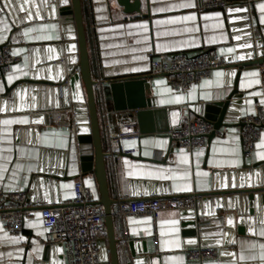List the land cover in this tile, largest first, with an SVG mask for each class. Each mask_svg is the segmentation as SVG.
Masks as SVG:
<instances>
[{
    "label": "crops",
    "instance_id": "crops-1",
    "mask_svg": "<svg viewBox=\"0 0 264 264\" xmlns=\"http://www.w3.org/2000/svg\"><path fill=\"white\" fill-rule=\"evenodd\" d=\"M2 1L0 45L9 40L13 25L18 24L19 33L14 37L17 41L11 44L13 53L20 59L0 79V94L5 86L20 79L68 78L75 62V30L70 21L58 14V9L69 0ZM201 1L140 0V13H126L118 0H81L103 147L104 151L118 153V157L109 155L105 159L110 197L117 201L112 211L119 202L142 197V182H146L152 183L153 190L155 184L160 190L154 197L197 194L201 198L196 210L205 214L203 219L210 214H226V219L233 222L230 233H222L216 247L218 257L198 262L189 260L185 254L197 239L184 236L182 211L161 210L155 219L114 216L116 238L122 228L129 235L127 244L119 245L121 264L131 255L129 242L135 257L145 258V264H264L261 259L264 192L203 197L212 191L264 185L263 166L243 167L244 163L264 161L258 155L264 154V129L252 155L245 158L239 125L242 116L254 115L259 109L264 115L257 65L216 68L207 78L191 84L187 91L172 90L168 75L152 71L153 60L167 61L170 55L180 52L194 55L213 50L227 63L238 61L236 43L244 37L240 29L233 28L236 14L224 9L201 10ZM189 4L194 6H183ZM262 5L264 0H253L249 11L252 24L264 28ZM190 16L195 19H185ZM134 76L149 77L148 98L155 101L156 108H179V112L164 115L166 123L174 120L177 113L181 121L186 117L201 118L206 104L224 100L234 90L236 77V87L243 98L236 99L237 103L225 116L223 122L228 126L220 127L206 138L202 149L188 152L173 146L167 132L141 133L136 140H124L109 147L107 135L122 122L133 120L140 130L133 112L116 110L108 84L112 79ZM21 92L19 99H0V189L25 191L35 211L24 222L19 236H11L0 220V264H67L62 247L60 251L50 244L37 208L71 199L76 180L90 188L93 201L99 198L94 174L81 172L75 134L69 130L73 116L64 112L65 117L56 119L57 112L71 105L74 99L84 98L83 85L71 79L60 88L25 85ZM14 106L20 109L15 111ZM4 120L27 122L5 125ZM120 148L131 153H121ZM186 186L192 190H177ZM169 221L176 223H166ZM108 258L105 250L104 264Z\"/></svg>",
    "mask_w": 264,
    "mask_h": 264
},
{
    "label": "built area",
    "instance_id": "built-area-1",
    "mask_svg": "<svg viewBox=\"0 0 264 264\" xmlns=\"http://www.w3.org/2000/svg\"><path fill=\"white\" fill-rule=\"evenodd\" d=\"M252 3L253 0H202L199 9H224L229 12L238 7H246L247 21L253 25L249 11ZM235 10L234 13L233 11L230 13L240 16V13ZM19 59L18 55H13V45L10 42L0 45V79L4 78L11 66ZM227 65L226 59L213 50L194 55L180 52L170 55L167 61L153 60L151 62L152 71L168 75L169 86L175 91H187L191 84L207 78L212 70L224 68ZM257 69L264 96V60L257 65ZM62 112L72 115L71 108H65L57 112V120L61 119ZM239 121L242 124L240 135L243 154L247 158L252 155L255 143L264 129V115L259 109L256 114L242 116ZM69 130L72 134H76L74 123L70 124ZM212 131L213 126L209 121L186 117L179 127L167 134L172 141L171 145L192 152L194 149L205 147L206 138ZM140 136L141 133L132 120L122 122L115 131L109 132L107 141L110 147L119 145L124 140H136ZM120 152L131 153V150L122 151L120 148ZM105 153L107 156L118 157V153L111 150H106ZM200 198L197 194L136 197L119 202L113 215L120 219L127 215L149 216L155 219L157 214L165 209L195 211ZM93 202L90 188L81 180H76L73 183L71 199L37 208L50 244L61 245L67 264H104L101 259L106 234L104 212L100 205ZM34 211V207L28 203L25 191L0 189V220L11 236L20 235L24 222L32 218ZM117 239L119 245L127 244L129 235L124 228ZM196 239L194 246L185 250L189 260L203 262L218 257L216 245L203 244L198 236Z\"/></svg>",
    "mask_w": 264,
    "mask_h": 264
},
{
    "label": "water",
    "instance_id": "water-1",
    "mask_svg": "<svg viewBox=\"0 0 264 264\" xmlns=\"http://www.w3.org/2000/svg\"><path fill=\"white\" fill-rule=\"evenodd\" d=\"M3 3L4 1L1 0ZM118 4L123 7L126 13H140L141 2L140 0H118ZM239 15L233 16L234 23L233 28L240 29V34L244 39L236 43L238 48V61H231L226 68L242 69L252 67L260 64L264 60V28L259 25H251L247 19L246 7H238ZM232 9L229 12H234ZM235 10V11H236ZM58 14L65 18V21H70L75 30V62L71 67L72 72L66 77H40V78H26L20 79L11 84L5 86L3 93L0 94V99H19L20 93L24 89L25 85H46L55 88L64 86L65 83L71 79L79 80L84 89V98L76 100L67 105L66 108H71L73 121L76 127V142L78 147V154L80 159V166L82 174L91 171L96 179L98 187L99 198L94 201L93 204L100 205L104 212V225L106 230V238L103 242V252L101 259L103 260V253L107 250L109 258L105 263L107 264H121L119 258V243L115 235L114 228V215L112 206L117 203L116 200L110 197L109 186L106 173L105 159L107 154L104 151L103 142L100 133L98 111L95 99V86L96 81L93 79L89 54L87 48V39L85 33V26L83 21L81 0H69L66 6H61L58 9ZM238 20V21H237ZM18 24L13 25L12 31L7 42H16L15 36L18 35ZM22 41L21 39H18ZM69 55V54H68ZM244 57V59H240ZM75 72V73H74ZM73 76L71 77V75ZM148 76H134L120 79H112L108 81L109 88L112 92L115 108L118 111L128 110L133 112L140 128V133H155V132H169L174 128H177L181 124L180 114L171 119V122L166 123L165 114H171L173 112H179V108H156L154 100L148 98L149 85ZM237 79V77H236ZM235 79V88L228 96L221 101L212 102L204 106V114L200 119L209 121L213 126V131L207 136L214 135L217 130L222 126H228L223 121L225 116L232 110V105L236 104L238 100L243 98V93L237 90V81ZM57 94V91H54ZM17 106H14V110H19ZM61 116L65 117V113L62 112ZM168 116V115H167ZM169 117V116H168ZM242 126L241 123H239ZM264 167V161L257 162L252 165L244 163V168H256ZM262 181V178H261ZM152 183L142 182V197H154L159 194V189L155 184L153 190ZM257 192H264V185L253 188H241L237 190H219L212 191L203 194L206 196L216 195H228V194H253ZM237 209L238 206L235 205ZM184 216L183 227L184 236L186 237H199L203 244L219 246L222 233L229 234L233 229V225L228 224L226 214L211 215L203 219L204 213H200L199 210H183ZM204 214V215H203ZM214 228V229H211ZM241 228H239L240 231ZM219 241V243H217ZM61 251V245H53ZM128 246L131 251V255L126 258L125 264H145V258H136L132 251V243L129 242Z\"/></svg>",
    "mask_w": 264,
    "mask_h": 264
},
{
    "label": "snow or ice",
    "instance_id": "snow-or-ice-1",
    "mask_svg": "<svg viewBox=\"0 0 264 264\" xmlns=\"http://www.w3.org/2000/svg\"><path fill=\"white\" fill-rule=\"evenodd\" d=\"M183 6H185V7H192V6H194V5H191V4H189V5H183ZM5 7H7V5H5ZM262 7V9H264V5H262L261 6ZM0 10H2V9H0ZM23 9H21V11H22ZM236 11H240V9H237ZM185 19H192V20H194L195 19V17L194 16H190V17H186ZM74 47V46H73ZM229 51H231V49H229ZM17 53H13V55H16ZM240 59H244V57H240ZM136 69H133V71H135ZM217 76H220V75H222L221 73H217L216 74ZM246 75H249V74H246ZM252 75H255V74H252ZM9 79H11V77H9ZM258 82V81H257ZM27 121H13V120H4L3 121V123L5 124V125H8V124H12V123H26ZM262 145H264V141H262ZM262 145H258V146H262ZM259 155V158L260 159H264V154H258ZM185 163L187 162V161H184ZM204 175H207V173H205ZM177 190L178 191H191L192 189H191V187L190 186H186V187H183V188H177ZM166 223H172V224H175L176 222L175 221H169V222H166ZM233 222H232V220L231 219H229L228 220V224L229 225H231ZM262 223H264V222H262ZM261 235H264V230H262L261 231ZM189 243H195V241H189ZM217 243H219V241L217 242ZM262 248H264V245H262L261 246ZM241 259H244L245 257H243V256H241L240 257ZM261 259H264V254H262L261 255Z\"/></svg>",
    "mask_w": 264,
    "mask_h": 264
}]
</instances>
